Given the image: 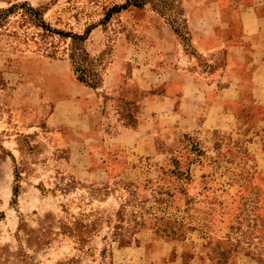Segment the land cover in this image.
<instances>
[{"label": "rangeland", "instance_id": "obj_1", "mask_svg": "<svg viewBox=\"0 0 264 264\" xmlns=\"http://www.w3.org/2000/svg\"><path fill=\"white\" fill-rule=\"evenodd\" d=\"M170 2L0 0V264H264V105L199 47L239 2Z\"/></svg>", "mask_w": 264, "mask_h": 264}, {"label": "crops", "instance_id": "obj_2", "mask_svg": "<svg viewBox=\"0 0 264 264\" xmlns=\"http://www.w3.org/2000/svg\"><path fill=\"white\" fill-rule=\"evenodd\" d=\"M237 2L238 6L231 12L237 15L238 31L235 30L233 23L222 21L220 9L215 12L214 23L208 18H203L204 25L199 27V47L203 50L209 47L223 49L222 44L227 41L223 46L226 50L225 59L231 65V77L234 81L231 86L216 94V98L219 99L214 101L212 106V108L220 106L222 111L221 99H234L240 96L246 87L250 88V94L256 103L264 105V0ZM224 26L231 29L227 37L223 35ZM195 28L198 30L197 26ZM211 116L212 112L208 120L214 121Z\"/></svg>", "mask_w": 264, "mask_h": 264}, {"label": "trees", "instance_id": "obj_3", "mask_svg": "<svg viewBox=\"0 0 264 264\" xmlns=\"http://www.w3.org/2000/svg\"><path fill=\"white\" fill-rule=\"evenodd\" d=\"M162 1L163 3H167L169 0H162ZM171 1L173 2H170L168 8H166L165 10H169L172 8L175 0H171ZM120 8H126V5L117 7L115 9L119 10ZM71 58L73 63L75 65H78L77 70L80 73V79L82 81H86L89 78L92 80L93 83H96L95 79L97 77V73L92 68L93 61L90 58V54L85 49L80 48L79 50V48L76 46L75 50H73L72 52Z\"/></svg>", "mask_w": 264, "mask_h": 264}]
</instances>
